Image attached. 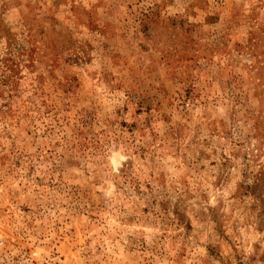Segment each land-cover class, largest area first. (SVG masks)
I'll return each mask as SVG.
<instances>
[{
	"label": "rangeland",
	"instance_id": "obj_1",
	"mask_svg": "<svg viewBox=\"0 0 264 264\" xmlns=\"http://www.w3.org/2000/svg\"><path fill=\"white\" fill-rule=\"evenodd\" d=\"M0 264H264V0H0Z\"/></svg>",
	"mask_w": 264,
	"mask_h": 264
}]
</instances>
